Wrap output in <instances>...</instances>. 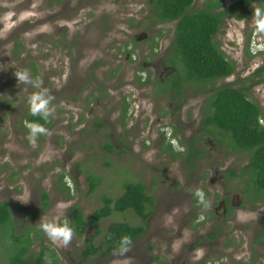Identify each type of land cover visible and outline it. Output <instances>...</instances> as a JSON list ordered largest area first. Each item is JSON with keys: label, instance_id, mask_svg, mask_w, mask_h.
Segmentation results:
<instances>
[{"label": "rangeland", "instance_id": "374dc122", "mask_svg": "<svg viewBox=\"0 0 264 264\" xmlns=\"http://www.w3.org/2000/svg\"><path fill=\"white\" fill-rule=\"evenodd\" d=\"M255 7L226 19L215 37L236 66L216 86L252 83L264 126V70L251 75L264 66V52H257L264 33L251 22ZM149 12L148 0H0V202H8L14 225L0 234V264L23 231L31 237L28 258L46 246L59 264H264V204L253 201L241 171L248 153L229 154L217 134L201 128L207 94L188 89L178 98L161 90L158 79L173 71L164 58L176 22L153 25ZM21 69L39 88L16 81ZM42 88L51 98L49 131L33 146L24 124L27 98ZM88 175L97 181L93 192ZM124 182L144 185L152 211L126 252L101 255L109 224L134 226L140 218L113 213L100 222V234L86 226L79 238L72 217L77 209L87 218L102 196L117 199ZM25 192L26 202L16 199ZM57 203L68 206L59 210ZM240 210L254 215L241 221ZM57 215L74 229L67 245L52 243L40 227ZM92 236L102 248L88 253Z\"/></svg>", "mask_w": 264, "mask_h": 264}, {"label": "trees", "instance_id": "16d2710c", "mask_svg": "<svg viewBox=\"0 0 264 264\" xmlns=\"http://www.w3.org/2000/svg\"><path fill=\"white\" fill-rule=\"evenodd\" d=\"M195 0H148L150 12L147 17L150 23H168L175 21L173 38L169 52L165 57L168 65L174 68L171 76L165 79L166 90L176 92L181 97L188 85L194 90H202L209 93L206 101V110L202 113L201 120L204 131L212 136L218 134L220 142L229 152H247L248 163L241 169L248 173L246 187H250L253 201L264 204V126L259 124L261 108L250 98L252 83H243L235 87L241 80L233 83H222L216 86L221 79L233 75L236 69L235 63L229 60L219 48L215 40L221 30L224 21L228 18H241V12L260 6V0H236L225 5L222 0H205L202 7L193 9ZM248 8V9H247ZM264 52V51H260ZM258 52V53H260ZM264 70L261 66L256 74ZM148 82V79H146ZM29 122H39L48 125L39 115H30ZM89 192H93L97 181L93 175H88ZM253 192V193H252ZM41 209L48 205V196L45 192L40 195ZM102 205L94 209L86 218L81 211L73 214L72 224L77 237L86 226L94 229V236L101 233L99 224L113 213L132 212L141 223L129 225L127 223H111L103 233V244L106 248L101 255L117 250L116 241L127 234L130 243L140 238L145 231V221L150 216L153 207V199L146 194L141 182H124L122 194L114 201L107 197H101ZM10 206L8 202H0V234L13 228ZM264 235V217L260 227ZM89 238L90 247L88 253L101 250V245L95 248ZM14 248L8 251L6 264H46L45 256L50 253L51 264H59L55 253L48 247L42 246L40 251L28 258L31 247V237L28 232H21L14 239ZM127 246V247H128Z\"/></svg>", "mask_w": 264, "mask_h": 264}, {"label": "clouds", "instance_id": "9594fccd", "mask_svg": "<svg viewBox=\"0 0 264 264\" xmlns=\"http://www.w3.org/2000/svg\"><path fill=\"white\" fill-rule=\"evenodd\" d=\"M251 22L254 26V30L257 33H264V0H260V6L252 9ZM264 45V41H263ZM264 51V46L258 49L257 52ZM256 54V53H255ZM13 75L17 82L23 84H32L33 87L39 88L38 82H35L30 75L28 69H21L14 71ZM50 96L46 88L39 89L38 91L32 92L27 98V110L32 116L39 115L45 122L48 121L51 115L50 108ZM27 128L26 138L29 143L35 146L36 138L38 135L47 134L48 129L39 122H24ZM195 196L199 198L201 203H204V194L200 190H196ZM21 202L28 200V193L25 192L21 196L16 198ZM68 205L65 203H57L56 207L59 210H63ZM251 212L240 210L237 214V218L241 221L246 220L253 216ZM43 233L46 237L54 244L67 245L70 239L74 235V229L69 224L68 218L65 217L63 222H60L59 215L53 216L51 219L44 220L40 225ZM130 243V237L127 234L121 235L116 241L117 252L123 254L128 250L127 246Z\"/></svg>", "mask_w": 264, "mask_h": 264}, {"label": "flooded vegetation", "instance_id": "af4514ba", "mask_svg": "<svg viewBox=\"0 0 264 264\" xmlns=\"http://www.w3.org/2000/svg\"><path fill=\"white\" fill-rule=\"evenodd\" d=\"M169 48H170V46H169ZM169 52V51H168ZM168 54V53H167ZM164 61H165V58H164ZM164 63H166V65L167 66H170V67H172L171 65H168L167 64V62L165 61ZM173 68V67H172ZM260 68V67H259ZM258 70V69H257ZM257 70H253L252 71V76H254V73L257 71ZM263 71V70H262ZM173 72H174V68H173V71L170 73V74H168L166 77H164L163 79H158L159 81H158V83L160 84V87H161V90H163V89H165V91L169 94V91L168 90H166V86H167V83H165L164 81H165V79L166 78H168L169 76H171L172 74H173ZM146 79H148V82L150 81V79H149V76L146 78ZM146 79H145V82H146ZM221 80H223V79H221ZM148 82H146V83H148ZM188 89H191L192 90V92L194 93H205V94H207L208 95V97H209V93H206V92H204V91H202V90H198L197 92L194 90V87L193 86H191V84H189L188 85V88L186 89V90H188ZM185 90V91H186ZM185 91H183V94H184V92ZM251 91V90H250ZM171 93V92H170ZM172 93H175V94H177L176 92H172ZM178 97V96H177ZM208 97H207V99H208ZM179 98V97H178ZM207 99H206V101H207ZM206 103V102H205ZM201 128H202V124H201ZM203 129V128H202ZM204 130V129H203ZM205 132V131H204ZM206 133V132H205ZM217 137H219L220 138V136L217 134ZM224 146V145H223ZM225 147V146H224ZM226 148V147H225ZM227 149V148H226ZM227 151H228V149H227ZM242 152H244V151H242ZM228 153L230 154V153H238V151H232V152H229L228 151ZM224 205H225V210H227V215H228V211H229V209L231 208V205H230V203L229 202H224Z\"/></svg>", "mask_w": 264, "mask_h": 264}]
</instances>
